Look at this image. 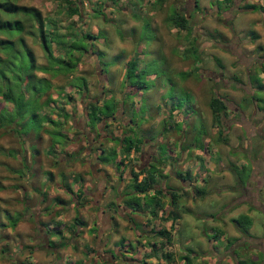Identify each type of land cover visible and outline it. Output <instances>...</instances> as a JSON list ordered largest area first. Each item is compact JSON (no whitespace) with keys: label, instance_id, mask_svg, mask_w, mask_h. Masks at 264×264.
Segmentation results:
<instances>
[{"label":"rangeland","instance_id":"1","mask_svg":"<svg viewBox=\"0 0 264 264\" xmlns=\"http://www.w3.org/2000/svg\"><path fill=\"white\" fill-rule=\"evenodd\" d=\"M79 3L83 15L79 20L74 17V29L97 39H87L85 45L89 49L71 73L35 72L51 85L47 91H40L43 92L40 101L48 99L49 103L47 107L40 106L37 114L51 118L56 124L62 123L59 130L66 135L65 146L55 145L54 153L49 154L50 137L59 143L63 138L58 132L54 136L44 131L38 136L32 133L20 136L11 129L0 128V264L157 262L150 255L153 248L150 242L162 240L153 231L148 232L146 222L143 225L137 221L149 217L147 209L142 214L131 213L134 216L129 219L121 217L116 229L112 228L105 237L95 238L99 224L95 200L103 191L102 183L89 174L92 159L87 151L107 160L109 165L99 160V169L112 180L116 178L110 174L111 167L125 172L137 160L136 154L130 155L129 160L125 158V166L118 167L121 155L118 149L115 157L110 154L117 144L107 136L117 137L120 133V128L112 131L115 122L100 121L91 128L96 139L97 133L100 134L97 141L100 145H87L79 131L83 130L82 109L85 110L86 104L92 101L101 106L106 101L108 106L109 99L116 108L121 99L125 110L132 109L131 115L126 113L138 125L136 134L141 138H155L163 120L166 122L172 112L173 129L169 128L170 132H165L159 141L171 151L173 159L179 155L177 146H184L183 172L178 175L189 188L180 187L178 181L168 178V185L182 192L174 204L169 205L168 201L164 204L170 206L169 222L173 224L171 243L165 246L171 255L169 264H182L180 257L184 256L192 264H219V261L235 264L232 255L243 256L245 264H264V85L259 79L263 87L257 89L252 79L264 53L261 47L264 31L261 22L255 20V15L260 14L254 9H229L230 5L225 8L219 0H163L161 4L156 0H79ZM16 4L35 8L41 18L53 21L61 18L58 13L61 0H17ZM174 10L187 19V30L168 23ZM23 38L36 64L45 65L46 57L38 43L28 35ZM131 58L138 62L131 80L142 89L123 87L125 64ZM195 66L199 76H180V72H188ZM82 78L86 87L77 90ZM34 96L29 90L20 97L19 107L24 115L28 114L26 110L31 108ZM212 96L221 98L226 106L220 140L208 108ZM5 106V115L13 114V105ZM59 112H67L70 117L63 120ZM28 118L22 128L19 125V134L28 131L33 123ZM44 128L52 129L45 123ZM129 130L130 127L123 129ZM181 133L185 135L183 140ZM163 152L156 159L161 163ZM161 163H156L159 171H165L167 162ZM131 185L126 180L122 197L127 201L131 200ZM193 190L199 191L196 198L191 197ZM79 191L85 194L80 196ZM139 200L147 201V196L141 195ZM112 201L108 198V202ZM74 218L81 224L74 225ZM153 218L154 228L163 223L162 217ZM102 221L103 217L100 224L105 225ZM12 222L15 224L11 226ZM220 233H224L222 238ZM117 246L119 253L115 252ZM94 247L98 253L106 251L103 257L107 256L108 262L94 256ZM108 251L114 254V259ZM158 261L168 264L164 259Z\"/></svg>","mask_w":264,"mask_h":264},{"label":"trees","instance_id":"2","mask_svg":"<svg viewBox=\"0 0 264 264\" xmlns=\"http://www.w3.org/2000/svg\"><path fill=\"white\" fill-rule=\"evenodd\" d=\"M16 1L17 0H0V105L2 104L3 106V108H0V128L11 129L13 130V132L20 136L27 135L28 133H32L34 135L37 134L38 136L41 131H44L48 135L54 136L58 132L63 136L64 139L62 138L60 144L58 141L54 140V137H50L52 144L48 148L47 152L49 154H52L54 153L55 145H61L62 147L65 146L66 135H64L62 131L59 130L62 126L61 122L56 124L55 121H53L51 118L47 117L45 119L44 115L40 116L37 114V109L40 106L47 107L49 103L48 99L44 101H40V99L41 94L47 91L51 87V85L49 83V80L43 77H37L35 72H41L51 75L71 73L80 62L81 57L89 49L85 45L86 41H88L87 39L96 40L97 37L93 38V36L89 35L88 33H81L80 31L74 29V17L76 18V20H79L83 15L81 14L82 5L79 3V0H61L62 4L58 9V13L60 14L61 18L56 21L41 18L38 10L31 7L17 5ZM156 1H158L159 4L163 3V0ZM224 1L225 3H231V0ZM247 8L254 10L257 9L255 5H248ZM262 11L264 12V10ZM168 20V23L177 29L184 31L188 29V22L185 16L175 10L173 11L172 17L168 18ZM62 21H67V23L62 24ZM23 35H28L30 38H32V40L34 39L41 47L46 57L45 65L36 64L32 51L24 41ZM88 44L90 47L92 46L91 43ZM23 53H25L27 56H23ZM101 55L102 54H100L99 57H101ZM137 68L138 62L134 60V58H131L126 62L124 72L125 77L122 82L123 87L130 85V88L132 87L135 90L142 89V86H140L139 83H137L138 85H135V83H133L131 80L132 75L138 70ZM191 75L199 76V72L196 66L188 72H180V76L182 78L189 77ZM252 79L256 81L257 89H261L263 87L261 86V84H259L260 80L258 77L253 76ZM82 86L83 88L86 87L84 79L81 81V86L77 87V90H80ZM29 90L33 91V93L35 94L34 102L31 103V108L29 109V111L26 110L28 114L24 115L20 111L23 108L19 107V100L20 97ZM41 90L43 92H40ZM130 93L127 94L130 95ZM125 95L123 96L125 97ZM109 101L110 104L108 106H106L105 104L106 101L101 106H98L96 104H89L87 112L89 126L94 128V126L98 122L113 115V112L116 109V105L114 104L113 100L109 99ZM7 103L13 105L14 111L13 114L9 116H7V114L5 115V105ZM130 106H132V104ZM208 108L211 113V124L213 125V127L217 128V137H219L220 140L222 134L221 120L222 117L225 116L226 106L221 98H219L218 96H212L208 101ZM126 111L128 114H131L132 109H128ZM171 113V111L168 113L169 116L167 115L166 122H168L169 128L173 129L170 122ZM57 114L63 120H66L70 117V114H68L67 112H59ZM28 116L30 117V120L33 121V123H30L31 126H29L28 131L24 132V134H19L18 127L20 125V127L22 128V125L29 121ZM188 116L189 115L186 114V117ZM40 118H42V120H40ZM166 122L165 120H163V123H165V125ZM44 123L50 125L52 129L53 127L57 128V130L53 131L52 129L48 130L44 128ZM177 131L182 132L183 129H177ZM184 138V133H181L180 139L183 140ZM116 144H118V146L116 145L115 149H111L110 154L115 157L117 152L116 150L118 149V153L121 154L118 162V167L125 166L124 162L127 161H125V158L129 160L130 154L135 150L137 151L139 145L142 144V138L138 137L137 134H135L133 137L122 136L121 138L117 139ZM180 150L184 151V146L180 145ZM101 151L104 152L103 150ZM12 154H14L13 151ZM99 160L102 163L109 165V163L106 162L107 160H104V158L102 159L101 157L99 158ZM115 168L116 171H118V168ZM156 172V167L153 165L147 169L143 168L140 172L133 173V180L130 182L132 184L131 189L134 190V193L143 194L151 191L153 192V195H160L161 192L158 191L157 188H155L157 183ZM118 173L121 174V171H119ZM139 174H143V177L140 181L135 182V179ZM66 189V191H69L70 188L67 186ZM198 193V190H193V198H196V194ZM78 195L82 196L83 192L79 191ZM169 195L171 199L169 203L171 204H174L177 201V198L180 196L175 195L173 192L169 193ZM137 200H139L138 197H135L134 202H136L135 204L138 209H142L143 212H145L146 209H149V213H151L152 217L154 218L157 216L158 211L163 208L161 204H158L155 196H153L152 199L149 200V204L144 203L145 205L142 207ZM131 203L132 198L129 201H125V205L129 208H131ZM73 221H75L74 225L76 226H78V224H81L77 218H74ZM15 222L10 223V225L12 226L13 224H15ZM1 223L0 226L2 225ZM170 229L171 228H169L168 230H152L153 234L156 237L160 238L162 242H154L152 244L153 248L151 249L150 254L151 257L157 258L158 260L164 259L168 263L171 260V255L165 250V246H167V244L170 245L173 237V235H171ZM241 231L243 232L244 230ZM56 233L57 232H54L53 234ZM53 234H50V236H52ZM220 235L222 236V233H220ZM63 245L64 244H61L60 246ZM180 258L183 264H192L185 256ZM158 260L155 264H159ZM245 262L246 261L244 260L238 261L237 263L245 264Z\"/></svg>","mask_w":264,"mask_h":264},{"label":"flooded vegetation","instance_id":"3","mask_svg":"<svg viewBox=\"0 0 264 264\" xmlns=\"http://www.w3.org/2000/svg\"><path fill=\"white\" fill-rule=\"evenodd\" d=\"M89 101H90V99H89ZM89 104H95V102L91 101V102L87 103L85 110L82 109V112H84L85 120L83 122V130H79V131L84 134L87 145H89V146H94L95 144L100 145L97 142L98 139L100 140V136H99L100 134L97 133L98 135H97V139H96V137H94V135L90 131L92 127L88 125L87 112H88ZM124 107H125V105L123 104L122 100L120 99L118 107L113 112V115L101 120V123L103 121H106L107 123H108V121H110L112 123L115 122L116 127H114V129L112 131H117L116 129L120 128L119 129L120 133L117 137H113L111 135L107 136V139H109V140L111 139V140H115L117 142V139L121 138L122 136L123 137H126V136L133 137L137 133V130H138L137 126L138 125H136L133 122V119L128 117V115L126 113L127 111L125 110ZM223 118L224 117H222V119ZM161 125L162 126L159 128V131L154 136L155 138L146 139V138L142 137V144L139 145V148L137 149V151L135 150L131 153V156L133 154H136V157H137L136 164H132L131 166H127V171H125V174H123V178L120 176L118 171H116L115 167H111L112 173L110 172V174L114 175V177L116 179L112 180V178H108L107 174H105L104 172L101 171V169H99V166H100L99 154L95 155V157H94V154H93L94 152H91V150L87 151L88 154L90 155L91 159H92L91 161L89 159V162H90V164L88 165L89 166V174H91L92 177L95 178L98 182L102 183L101 186H102L103 193L101 192L99 194L100 198H97V200H95V202H96L95 207L99 208V212H101V214H104V212H103L104 210H109L114 218H121V217H123L122 216V210H120L121 206L123 209H125L126 211H130L131 213L136 212L137 214H142L143 210L138 209V207L135 204L136 202H134V198L138 197V199H140L141 195L143 198L146 195L147 201H148L147 202V201H143V200H141V201L137 200L141 204V207L145 205L144 203L149 204V200H151L153 196H155L156 200L158 201V204H161L162 207L168 206V205H164L165 202H167V201H168V204H170L169 202L171 199H170L169 193L173 192L175 195H180L179 197H181L182 192L180 190L178 192V188L168 185V178H170L171 180L178 181L179 186L180 187L182 186V184H183L182 180H184V179H181L178 174L183 172V171H181V164L183 162L181 159V157H182L181 155H183L184 153L182 150H180V145H179V146H177V150L179 151L178 157H176L174 159L171 158V151L168 148H166V145H162V143H160V141H159L160 139H163V134L165 132H170V129H169V126H166L168 129H167V131H165V129H166L165 123H162ZM127 127H130L129 132L123 131V129L127 128ZM121 128H123V129H121ZM146 140H147V142H146ZM117 146H118V144H117ZM162 150L164 151L162 153V160H163L162 163L164 164V162H167V166H166L167 168L165 171H159V166L156 164L157 162L161 163V160H156V159H158L159 153ZM101 153H102V151H101ZM153 165L156 167V170H157V172H156L157 183H156L155 188H157L158 191L161 192V194L160 195H153V192H151V191H149L147 193H143V194H135L134 190H131L130 195L132 198V203L130 205L131 208H129L128 206L125 205L126 199H123V197L125 195L123 197H122V195L120 196V194L118 192V187H120V184L121 183L123 184L124 181L126 182V180L132 181L133 180V173L140 172L143 168L147 169ZM111 166H113V165H111ZM95 175L99 176V178L95 177ZM142 177H143V174H139L136 177L135 182L140 181L142 179ZM119 197H122V199H120L121 201L119 200ZM108 198H112L113 201L108 202ZM156 200H153V201H156ZM134 207H135V209H134ZM163 209H164V211H162ZM147 211L149 213V210H147ZM158 212H161L160 215L161 214L165 215V213H166L165 208H161ZM149 215L152 217L151 213H149ZM125 217H126V215H125ZM125 219H129V218L127 217ZM95 229L96 230L94 231V234H95V238H97L99 236L100 230L98 228H95ZM150 243L152 244V242H150ZM93 253H94V256L101 258V260L105 259L104 262H108V258H106L107 256L104 255L105 258L103 257V254L106 253V251L99 252L100 253L99 254L98 250H96V248L94 247ZM107 253L109 254L111 259H114V256L110 251H108Z\"/></svg>","mask_w":264,"mask_h":264},{"label":"crops","instance_id":"4","mask_svg":"<svg viewBox=\"0 0 264 264\" xmlns=\"http://www.w3.org/2000/svg\"><path fill=\"white\" fill-rule=\"evenodd\" d=\"M219 1H221V3H222V5L225 7V8H227L229 5H230V7H229V9H241V11H249L250 9L249 8H247L246 6H248V5H254L255 4V6L257 7V9H255V10H257V13H259L260 14V16H258L257 14L255 15L256 16V18H255V20H257V22L258 23H260L261 22V29L264 31V12L262 11V10H264V7H263V5H264V0H231V3L229 2V3H225V1L224 0H219ZM233 1V2H232ZM232 4H233V6H232ZM260 7V8H259ZM258 9H260V10H258ZM223 12H227V11H223ZM254 12H256V11H254ZM231 24V23H230ZM255 31H257V30H255ZM207 43H204V45H206ZM262 51L264 52V43L262 44ZM261 55V54H260ZM198 61V60H197ZM258 70H260V72H258ZM258 70H257V72H255V76L256 77H258L260 80H261V83L264 85V53L260 56V60H259V68H258ZM131 155V154H130ZM124 163H126V162H124ZM123 174H125V172H122L121 171V174H120V176L123 178ZM196 174H197V172L195 171L194 173H193V175L196 177ZM113 176V175H112ZM200 176H203V173L200 175ZM197 179V178H196ZM195 179V180H196ZM182 183H186L184 180H182ZM125 184H126V182L124 181V183L122 184H120V187H118V192H119V194H120V196L122 195H125L124 194V191L126 190V188H124L125 187ZM181 187H186V188H189V184L188 183H186V184H182V186ZM191 194V197L193 196V194H192V192L190 193ZM182 195V194H181ZM123 201V200H122ZM101 205V204H100ZM99 205V206H100ZM169 205H172L171 203L169 204ZM98 206V207H99ZM121 206V205H120ZM163 208H165V211H166V213H165V215H160V213L161 212H158L157 213V215L159 216V217H162V220H163V223L162 224H160L157 228H154L152 225H151V223H153L155 220H152V218L153 217H151L150 215H149V217H147L143 222H141L142 220H137L139 223H143V225H146V224H148L147 226H144L147 230H148V232H150V231H152V229H154L153 231H156V230H161V229H166V230H168L169 228H171L170 230L171 231H173V229H172V226H173V224H171L170 222H169V209H170V206L168 207V206H164ZM120 210H122V216L124 217V218H127V217H133L134 215H131V212L129 211H125V209H123L122 208V206L120 207ZM147 210H149V209H147ZM162 211H164V209L162 210ZM104 212V214H101V212H99V208H97V211H96V215H97V218H98V221H99V224L97 225V228L100 230V233H99V236L98 237H100V238H102V237H105L106 235H108L107 233H110V231L112 230V228H115L116 226H117V224L116 223H118L119 222V219L120 218H114L113 216H112V214H111V212L109 211V210H104L103 211ZM147 212V211H146ZM123 213H124V215H123ZM143 213H145V212H143ZM125 215H126V217H125ZM112 216V217H111ZM147 216V215H146ZM101 217H103L104 218V221H102V223L103 222H105V225H103V224H100L101 223ZM114 218V219H113ZM163 218H165V219H163ZM133 219V218H132ZM154 219V218H153ZM161 219V218H160ZM175 219V218H174ZM133 221H135L136 222V220H134L133 219ZM124 222V221H123ZM144 222H146V224H144ZM125 223V222H124ZM137 223V222H136ZM132 224V223H131ZM114 225V226H113ZM171 226V227H170ZM132 227H134L133 226V224L131 225V228ZM174 228V227H173ZM116 229V228H115ZM102 234V235H101ZM224 236V234L220 237V238H222ZM261 240H263V239H261ZM105 243V242H104ZM119 243V242H118ZM117 243V244H118ZM158 243H160V242H158ZM153 244V243H152ZM121 245V244H120ZM241 250H243V249H241ZM119 249H118V246H117V248H116V250H115V252H117V253H119ZM114 252V253H115ZM254 252H256V250L254 249V251H253V253ZM113 256H114V254H113ZM115 256H117V255H115ZM233 257H234V260H235V258H236V261L238 262V261H244V259H243V256H235V255H232ZM224 257V256H223ZM118 258V257H117ZM132 258V257H131ZM152 258H154V257H152ZM255 260V259H254ZM237 262H235V264H238ZM169 264V263H168ZM183 264V263H182ZM202 264H207V263H202ZM209 264H212V263H209ZM216 264V263H215ZM219 264H221L220 263V261H219Z\"/></svg>","mask_w":264,"mask_h":264}]
</instances>
